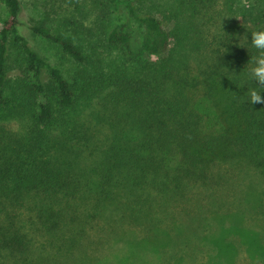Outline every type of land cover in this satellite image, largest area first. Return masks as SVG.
I'll list each match as a JSON object with an SVG mask.
<instances>
[{
	"label": "trees",
	"instance_id": "1",
	"mask_svg": "<svg viewBox=\"0 0 264 264\" xmlns=\"http://www.w3.org/2000/svg\"><path fill=\"white\" fill-rule=\"evenodd\" d=\"M175 1L172 15L178 18L172 30L159 14L140 13L134 0L106 2L114 10L123 9L127 19L110 28L107 42L130 61L158 56L157 84L130 72L107 73L101 60L68 36L32 24L33 33L61 45L84 65L69 80L22 34V1L3 0L8 16L0 26V106L13 115L29 114L30 123L21 135L0 129V256L7 261L1 264H29L32 238L21 222V211L27 212L29 224L48 231L67 225L76 243L79 233L102 217L113 200L120 208V216L108 220H113V231L128 224L159 225L162 212L169 210L196 220L198 192L193 187L207 188L209 197L216 193L224 165H254L264 175V104L246 101L247 89L257 87L247 72L257 53L251 32L264 25V0ZM221 14L224 27L210 33L208 28ZM132 21L143 29L137 47L128 28ZM10 45L23 57L14 79L7 65ZM188 50L198 59L192 77L182 73V51ZM201 85L215 110L217 129L189 94L188 87ZM80 88L88 97L106 92L105 99L118 110L116 122L110 118L112 135L104 158L92 172L69 162L68 114ZM83 203L90 205L89 211L79 214ZM16 254L25 255L24 260L15 263Z\"/></svg>",
	"mask_w": 264,
	"mask_h": 264
},
{
	"label": "rangeland",
	"instance_id": "2",
	"mask_svg": "<svg viewBox=\"0 0 264 264\" xmlns=\"http://www.w3.org/2000/svg\"><path fill=\"white\" fill-rule=\"evenodd\" d=\"M21 1L22 34L49 63L61 68L69 80L84 65L76 62L61 45L33 33L32 24H44L52 31L68 36L85 53L101 60L107 73L130 72L158 84V56L143 55L141 62L130 61L121 50L107 42L106 34L110 28L127 21L123 9L114 10L106 5L107 0ZM134 1L140 13L159 14L167 28L172 30L175 26L178 18L172 15L177 4L175 0ZM7 16L5 4L0 0V26ZM223 17L225 15L221 14L217 24L208 28L210 33L219 31L225 23ZM128 28L133 31L136 47L141 45L143 29L133 21ZM180 52L176 53L178 59ZM182 53L186 58V69L182 73L192 77L197 73L192 68H196L198 59L189 50L188 54ZM22 63L19 48L10 45L7 64L10 79L18 75V66ZM82 89L77 90L79 98L68 114L67 125L72 128L69 162L78 164L81 171L92 172L104 158L112 135L111 119L116 122L118 110L105 99L106 92L88 97L81 95ZM188 91L206 121L217 129L219 123L205 96L204 86H190ZM29 123V114L13 115L5 105L0 106V129L4 132L21 135ZM55 132L61 134L59 130ZM221 171L224 176L222 186L210 197L208 189L202 185L193 187L198 192L194 191V198L198 200V207L193 210L196 220L185 213L169 210L162 212L159 225L157 222L144 228L128 224L113 231V220L108 221L109 217L120 216L119 203L113 200L105 205L102 217L96 220L88 217L93 221L79 233L80 244H77L78 240L76 243L71 241L73 232L67 225L48 231L29 224L27 212L21 211V222L32 238L27 254L29 264H264V175L258 167L249 164L228 163ZM81 179L86 180L83 176ZM89 208V204H81L79 214L87 213ZM167 215L170 217H165ZM24 256L16 254L13 261L20 263ZM5 262V257L0 256V264Z\"/></svg>",
	"mask_w": 264,
	"mask_h": 264
},
{
	"label": "clouds",
	"instance_id": "3",
	"mask_svg": "<svg viewBox=\"0 0 264 264\" xmlns=\"http://www.w3.org/2000/svg\"><path fill=\"white\" fill-rule=\"evenodd\" d=\"M252 46L257 53L251 60V67L248 68V79L254 82L257 87L247 89V99L249 104H264V25L258 26L251 32Z\"/></svg>",
	"mask_w": 264,
	"mask_h": 264
}]
</instances>
